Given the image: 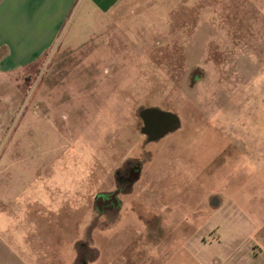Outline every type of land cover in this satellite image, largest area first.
<instances>
[{
	"label": "rangeland",
	"instance_id": "1",
	"mask_svg": "<svg viewBox=\"0 0 264 264\" xmlns=\"http://www.w3.org/2000/svg\"><path fill=\"white\" fill-rule=\"evenodd\" d=\"M94 8L0 86V264H264V0Z\"/></svg>",
	"mask_w": 264,
	"mask_h": 264
},
{
	"label": "crops",
	"instance_id": "2",
	"mask_svg": "<svg viewBox=\"0 0 264 264\" xmlns=\"http://www.w3.org/2000/svg\"><path fill=\"white\" fill-rule=\"evenodd\" d=\"M119 3L120 0H114L102 9L93 0H0V86L11 85L12 77L35 68L42 56L61 39L71 18L76 16L79 20L86 14L88 4L95 5L96 30L88 34L91 36L88 41L68 50H76L97 36L95 31L103 27L104 18L112 14ZM84 33L87 35L86 29ZM11 99L17 98L12 96Z\"/></svg>",
	"mask_w": 264,
	"mask_h": 264
},
{
	"label": "water",
	"instance_id": "3",
	"mask_svg": "<svg viewBox=\"0 0 264 264\" xmlns=\"http://www.w3.org/2000/svg\"><path fill=\"white\" fill-rule=\"evenodd\" d=\"M160 113L157 110L144 109L141 113V118L144 122V127L142 128V133L150 136V141L152 139H159L165 137L170 131L179 128L180 124L177 120V117L174 115L167 114L165 115L168 119L167 124L163 126L158 132H154V126L156 125L157 119ZM140 178V170L133 174V182L137 181ZM114 204L117 203L116 195H113Z\"/></svg>",
	"mask_w": 264,
	"mask_h": 264
},
{
	"label": "flooded vegetation",
	"instance_id": "4",
	"mask_svg": "<svg viewBox=\"0 0 264 264\" xmlns=\"http://www.w3.org/2000/svg\"><path fill=\"white\" fill-rule=\"evenodd\" d=\"M167 120L168 119H166L165 115L163 113H160V115H159V117L157 119L156 125L154 126V132L155 133L158 132L163 126H165L167 124V122H168ZM127 165H130V164L127 163ZM132 169H133V167H131L129 169V171H130L129 173L130 174L126 178L127 182H128L127 179H129L131 177ZM119 183H120V181H119ZM111 201H112V194L101 195L99 197V200H98L100 206H104V207H108V208H112L114 206V204Z\"/></svg>",
	"mask_w": 264,
	"mask_h": 264
}]
</instances>
